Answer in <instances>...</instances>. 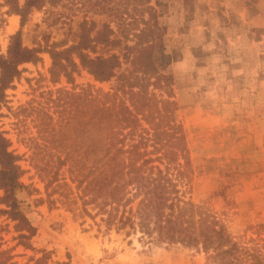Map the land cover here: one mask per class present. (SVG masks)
Instances as JSON below:
<instances>
[{
  "label": "rangeland",
  "instance_id": "1",
  "mask_svg": "<svg viewBox=\"0 0 264 264\" xmlns=\"http://www.w3.org/2000/svg\"><path fill=\"white\" fill-rule=\"evenodd\" d=\"M148 3L158 22L153 35L137 29L142 16L149 17L142 0H44L23 25L0 0L1 53L18 29L24 45L44 49L37 62L20 64L0 108V129L23 169L20 208L36 229L27 239L30 245L22 244L15 221L0 212V264H220L200 244L159 241L128 227L116 230L83 209L70 169L79 179L91 178L98 124L106 133L107 126L117 125L111 114L124 111L119 103L141 108V94L150 105L137 114L138 121L124 123L118 137L152 148L158 111L169 113L172 104L164 100L174 101L190 160L180 193L223 222L242 252L264 253V0ZM84 21L94 25L91 34L110 23L111 37L120 43H99L89 53L115 52L121 66L104 81L81 67L70 80L53 78L46 49L75 44ZM150 38L164 45L167 82L161 79L159 85L133 70L131 62L135 47ZM60 160L67 163L60 167ZM87 208L95 213L92 205ZM243 257L238 263L245 264Z\"/></svg>",
  "mask_w": 264,
  "mask_h": 264
},
{
  "label": "trees",
  "instance_id": "2",
  "mask_svg": "<svg viewBox=\"0 0 264 264\" xmlns=\"http://www.w3.org/2000/svg\"><path fill=\"white\" fill-rule=\"evenodd\" d=\"M142 1L149 17L145 19L142 16L143 26L137 29L151 30L153 35L158 30L154 7L148 3L149 0ZM43 2L44 0H24L23 3L19 0H5L9 11L20 16V25L24 24L30 10L40 7ZM93 27L94 25L88 26L84 21L75 44L60 50L55 47L46 49L52 59L50 73L53 78L64 75L70 80L80 67L98 81L108 80L115 75L121 66L119 54L112 52L109 55H91L89 50L95 51L99 43L117 45L120 40L111 37L114 29L108 22H104L101 28L96 29L98 31L91 34L88 30H93ZM142 34L135 35L141 37ZM155 39L150 38L145 40L147 43L137 45L131 62L133 70L154 77L159 85L161 79L167 82V76L162 72L166 63L164 45L161 40ZM42 50L44 49L37 46L24 45L21 29L10 35L7 53L0 51V108L6 98V89L21 72L20 64L37 62ZM132 93L138 96L141 91ZM139 100L142 106L139 108L133 102L134 110L119 103L124 111L120 113L117 109L111 114L117 125L107 126L106 133L102 132L101 123L98 124L100 138L91 148L94 153L89 167L91 178L79 179L77 170L70 169V180L75 183L74 188L80 193L84 211L93 218L100 216L106 225H113L116 230L128 227L142 235L154 234L159 241L193 246L200 244L208 257L216 260L218 258L220 264H241L238 261L242 256H245V264L264 263V253L261 250L242 252L223 222L214 216L212 218L180 193L178 184L183 182L186 185L189 179L190 160L185 136L180 125L176 123L174 101L164 100L165 104H172L169 113L158 111L160 119L152 126L150 133V138L153 139L152 148L148 149V145L139 140L127 144L123 137H118L121 128L125 127L124 123L127 125V121H138L137 114L144 111V106L150 105L144 94L139 96ZM106 108H109V104H105ZM168 115L169 117H165ZM164 118L167 126L163 129L165 124L160 121ZM164 135H167L168 142L163 140ZM10 145V139L0 129V203L5 206L0 208V212L15 221L20 242L28 244L27 239L34 235L36 229L20 208L17 191L24 187L20 180L23 169L18 162L20 156L10 149ZM66 163V160H60V167ZM65 184L73 191L67 181ZM87 205L93 206L94 214ZM0 253L3 254L2 251Z\"/></svg>",
  "mask_w": 264,
  "mask_h": 264
}]
</instances>
